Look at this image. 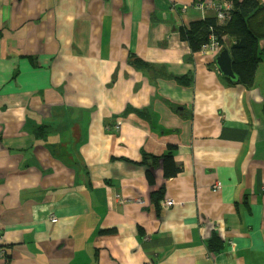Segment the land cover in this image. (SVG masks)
Segmentation results:
<instances>
[{
	"label": "crops",
	"instance_id": "crops-1",
	"mask_svg": "<svg viewBox=\"0 0 264 264\" xmlns=\"http://www.w3.org/2000/svg\"><path fill=\"white\" fill-rule=\"evenodd\" d=\"M195 2L0 0V264H264V31L230 79Z\"/></svg>",
	"mask_w": 264,
	"mask_h": 264
},
{
	"label": "trees",
	"instance_id": "trees-1",
	"mask_svg": "<svg viewBox=\"0 0 264 264\" xmlns=\"http://www.w3.org/2000/svg\"><path fill=\"white\" fill-rule=\"evenodd\" d=\"M230 1L234 4L231 18L221 22L216 15L208 16L203 20L192 22L190 26H181L180 35L182 40L188 42L193 52H200L202 46L210 42L212 35L216 36L221 44L225 35L235 37L237 41L231 47L234 71L239 81L251 83L259 60L256 53L258 40L261 32L264 31V24L253 22L252 18L260 12H264V7L258 0ZM178 80L182 83L189 82L186 76L178 77ZM162 159L164 160L165 174L171 177L175 176L179 169L172 152L164 155Z\"/></svg>",
	"mask_w": 264,
	"mask_h": 264
},
{
	"label": "built area",
	"instance_id": "built-area-1",
	"mask_svg": "<svg viewBox=\"0 0 264 264\" xmlns=\"http://www.w3.org/2000/svg\"><path fill=\"white\" fill-rule=\"evenodd\" d=\"M194 6H196L197 8L203 9V10H212L216 13V16L218 19L224 21L231 17L234 4L230 0H196ZM186 8L187 6L185 7V9ZM222 48L223 46L221 42L219 41V39L216 36L212 35L210 37V42L207 44H204L200 52L204 54H211V53L215 54V53L220 52ZM113 126H115L116 129L119 128V125L117 124L110 125V127H113ZM214 188L218 189L219 184H215ZM174 204H175V201L173 199L166 201L167 206H172ZM52 220L54 222L57 221L56 216L52 217ZM1 252H2V255L4 256L6 255L4 249H2Z\"/></svg>",
	"mask_w": 264,
	"mask_h": 264
},
{
	"label": "water",
	"instance_id": "water-1",
	"mask_svg": "<svg viewBox=\"0 0 264 264\" xmlns=\"http://www.w3.org/2000/svg\"><path fill=\"white\" fill-rule=\"evenodd\" d=\"M216 62L222 74L232 79H237V75L234 71L233 58L228 48L222 49L216 57Z\"/></svg>",
	"mask_w": 264,
	"mask_h": 264
}]
</instances>
